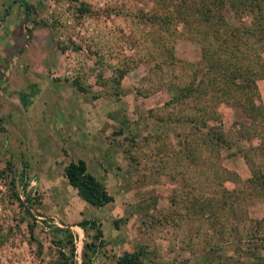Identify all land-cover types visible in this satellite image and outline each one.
<instances>
[{"label": "rangeland", "instance_id": "1", "mask_svg": "<svg viewBox=\"0 0 264 264\" xmlns=\"http://www.w3.org/2000/svg\"><path fill=\"white\" fill-rule=\"evenodd\" d=\"M3 4L18 5L10 18L21 22L6 25L9 10L0 18V63L11 62L0 86V264H114L133 250L144 264H264V184L256 176L264 173V116L249 123L233 102L241 98L235 87L222 92L230 82L207 80L212 97L204 100L172 102L167 91L200 65L196 23L161 30L172 5L163 0ZM260 4L256 22L254 12L223 16L241 30L235 62L251 52L257 72L248 93L264 115ZM210 109L205 125L228 144L217 159L198 138ZM77 159L112 202L94 207L68 185L63 166ZM207 201L213 206L200 209Z\"/></svg>", "mask_w": 264, "mask_h": 264}, {"label": "trees", "instance_id": "2", "mask_svg": "<svg viewBox=\"0 0 264 264\" xmlns=\"http://www.w3.org/2000/svg\"><path fill=\"white\" fill-rule=\"evenodd\" d=\"M165 1H170L172 5L171 7H166L161 14V30L171 33V28L174 30L173 27L178 22L189 26L190 23L194 22L199 26L197 31L199 32L198 34L202 44L200 47V65L191 68L187 82L179 86L178 84L173 85V83L168 85L167 91L171 96V101L180 102L190 97H193L195 100H199L200 98H203V100L206 98L208 99V97H212V94L210 90L205 87L207 80L211 84L218 82L222 86L224 83L230 82L232 84L227 83L224 87V91H222L221 85H218L217 88L224 92L225 95L226 90L229 89L227 86L232 85L235 87V92L238 95L240 94L239 96H241V98L240 100L237 99V102H233L241 112L246 114V120H249V123L254 121L257 116L262 118L264 115L263 109L259 104L260 102L255 103L248 93H251V88L255 89L254 79L257 72L256 68L252 67V62L248 60L250 57L247 58L250 56L251 52L244 49V55L247 56L245 57V61L241 63L235 62V51L240 50L237 42L243 44L242 37L239 34L241 30L236 26L229 27L223 16L224 10L232 8L236 17L244 12H254V21H259L262 12L260 0H163L164 3ZM20 3L22 5L24 1ZM79 10L80 12H85L87 8L82 7ZM25 17L26 13L23 15V18ZM237 18L238 20L239 18L241 19L242 14ZM172 24L173 26H171ZM258 25L261 34L260 37H264V31L262 29L263 23ZM25 31L27 39H29V29L25 28ZM243 34L245 33L242 32V35ZM165 50L169 59H165L163 62L170 64V60L172 59L171 48L165 47ZM234 79L237 80L235 81L236 84H233ZM255 98H258L257 94ZM196 110L198 113L200 112L199 107ZM206 112H210L211 115L208 117ZM213 113L214 110L210 109V111H205L200 115L198 126L205 127V132L203 136L198 138H202L204 142L208 144L209 149L212 151L210 156L217 159V155H219L217 154L218 148H220L221 145H226L227 140L224 135H221L219 130L216 131L217 127L205 125L206 117L212 118ZM198 115L185 117V122H195L198 119ZM195 126L193 128L198 130L199 127L197 125ZM222 170L224 173L227 172L226 174H230L227 169L223 168ZM62 171L68 185L74 188L76 194L90 205L101 207L113 201V196L106 190L104 185L88 171L82 159L67 162L63 166ZM213 174H215V171ZM256 176L257 179H261L260 182L264 184V173H262L260 177H258V175ZM229 177L230 176H226L224 179H229ZM253 179L249 177L248 181H252ZM225 193L226 195H230L227 191H225ZM209 201L205 204H201L200 209L203 210L206 206H213V203ZM80 224L83 225V223ZM29 227L31 229V226ZM97 232L100 234L99 230ZM61 255L64 257L63 253ZM65 264L76 263L69 260L66 261ZM114 264L144 263L142 262L140 254L133 250L123 251L116 257Z\"/></svg>", "mask_w": 264, "mask_h": 264}, {"label": "crops", "instance_id": "3", "mask_svg": "<svg viewBox=\"0 0 264 264\" xmlns=\"http://www.w3.org/2000/svg\"><path fill=\"white\" fill-rule=\"evenodd\" d=\"M4 4H3V0H0V18H2V16L4 15V13H5V11L6 10H9L10 11V13L7 15V21H6V25H10L13 21L12 20H14L15 18H10V16L11 15H16L17 13L15 12V11H17L18 9H17V7L16 6H18V5H16L15 4V8H14V5H12V6H9V4H8V6L7 7H4L3 6ZM10 7V8H9ZM20 21L21 22V19L19 18H16L15 19V21ZM8 28H10V26H8ZM23 30V29H22ZM2 31L0 30V33H1ZM22 33H24V36L22 37ZM20 34V37H19V39H22L23 41H25V43L27 42V35L25 34V31H23V32H20L19 33ZM9 53H10V51H9ZM11 54H12V58H13V56H14V50H13V52H11ZM11 63V62H10ZM10 63H8V64H10ZM8 64H4V62H3V64H1L0 63V86H1V82H3L4 80H6L7 79V76L9 75V69H10V67L9 66H6V65H8ZM2 65H4V66H2ZM8 95V94H7ZM6 95H4L1 99V103L3 104V103H6L7 101H9L8 99H6L7 97H5ZM15 100H16V102L18 103L19 102V100L17 99V98H15ZM14 100V96H12V101L14 102L15 101ZM1 107H2V105H1ZM84 161H86L85 159H83Z\"/></svg>", "mask_w": 264, "mask_h": 264}]
</instances>
